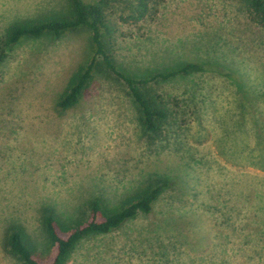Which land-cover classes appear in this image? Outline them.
I'll return each mask as SVG.
<instances>
[{"label":"rangeland","instance_id":"1","mask_svg":"<svg viewBox=\"0 0 264 264\" xmlns=\"http://www.w3.org/2000/svg\"><path fill=\"white\" fill-rule=\"evenodd\" d=\"M66 8L0 0V264H22L3 246L11 223L46 251L43 205L73 223L95 197L117 205L158 181L167 185L149 214L82 239L67 263L264 264V27L244 1L165 0L145 20L118 25L112 53L126 75L201 65L151 83L168 109L159 134L145 131L100 57L79 101L59 108L92 56L86 28L4 48L11 24Z\"/></svg>","mask_w":264,"mask_h":264},{"label":"trees","instance_id":"2","mask_svg":"<svg viewBox=\"0 0 264 264\" xmlns=\"http://www.w3.org/2000/svg\"><path fill=\"white\" fill-rule=\"evenodd\" d=\"M164 1L67 0L64 13L11 24L6 29L2 44L5 48L24 37L60 36L65 31L86 28L89 31L92 56L69 77L57 100L59 108L64 110L79 101L91 78L97 58L100 57L105 67L126 84L129 94L139 107L145 131L159 134L168 117V109L162 97L151 88V83L168 80L177 75H187L201 69V65L186 63L174 70L158 72L145 78H134L118 68L112 51L118 25L145 20ZM242 1L245 3L248 18L264 27V0ZM166 185L167 181H158L154 187L152 184H145L139 191L112 206L106 205L100 197H95L88 203L86 216L73 223L63 222L52 206L43 205L41 222L47 237L46 251L38 252L25 227L18 223H11L5 229L3 246L22 264H68L67 260L82 239L90 235L109 233L139 213L149 214Z\"/></svg>","mask_w":264,"mask_h":264}]
</instances>
